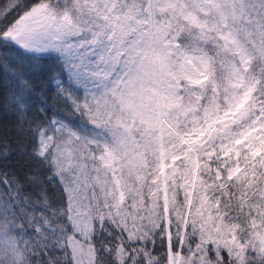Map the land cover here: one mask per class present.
I'll return each instance as SVG.
<instances>
[{
    "label": "snow or ice",
    "instance_id": "snow-or-ice-1",
    "mask_svg": "<svg viewBox=\"0 0 264 264\" xmlns=\"http://www.w3.org/2000/svg\"><path fill=\"white\" fill-rule=\"evenodd\" d=\"M0 264H264V0H0Z\"/></svg>",
    "mask_w": 264,
    "mask_h": 264
},
{
    "label": "trees",
    "instance_id": "trees-1",
    "mask_svg": "<svg viewBox=\"0 0 264 264\" xmlns=\"http://www.w3.org/2000/svg\"><path fill=\"white\" fill-rule=\"evenodd\" d=\"M2 117H3V114L0 113V118H2ZM2 127H3V124H2V122H0V129H2Z\"/></svg>",
    "mask_w": 264,
    "mask_h": 264
}]
</instances>
